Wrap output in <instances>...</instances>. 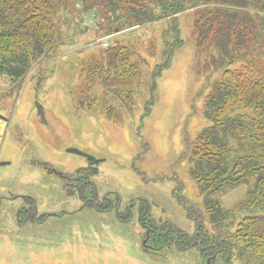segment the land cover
Masks as SVG:
<instances>
[{
  "label": "rangeland",
  "instance_id": "obj_1",
  "mask_svg": "<svg viewBox=\"0 0 264 264\" xmlns=\"http://www.w3.org/2000/svg\"><path fill=\"white\" fill-rule=\"evenodd\" d=\"M62 1L56 42L17 79L0 75V264H252L241 243L216 253L198 242L236 226L254 178L216 196L217 223L187 215L202 197L183 154L209 125L203 103L221 73L217 49L198 44L196 9L178 13L182 41L154 79L168 19L114 32L113 11ZM116 44L140 74L114 76Z\"/></svg>",
  "mask_w": 264,
  "mask_h": 264
},
{
  "label": "trees",
  "instance_id": "obj_2",
  "mask_svg": "<svg viewBox=\"0 0 264 264\" xmlns=\"http://www.w3.org/2000/svg\"><path fill=\"white\" fill-rule=\"evenodd\" d=\"M76 1V6L83 4V12L89 7L102 8L100 14L113 11L115 23L120 21L121 25L114 32L122 31L125 24L132 28L125 32L128 33L168 19L169 30L164 31L170 32L174 41H166V33H162L165 62L158 65L153 78L168 67L173 50L182 41L178 13L191 7L196 9L194 30L199 31L198 44L211 43L217 49V55H212L210 60L221 73L208 89L203 103L202 115L209 125L187 142L188 152L183 154L190 158L189 175L198 184L202 197V204L196 207L191 204L187 215L192 214L194 220L198 217L197 228H202L206 214L210 222L217 223L214 219L227 212L216 196L254 178L253 188L239 207L245 210L242 219L236 226L223 225L226 237L222 233L201 234L199 246L203 251L210 248L216 253L226 247L230 253L241 243L252 264H264V0ZM62 3V0H0V75L5 73L17 79L45 48L56 42L54 17ZM111 48L121 65L114 68L113 74L122 79L130 74L126 66L136 69L137 65L129 63L126 51L131 53V49L126 45L116 44ZM137 74H140L138 68ZM225 219L226 216L222 220ZM157 235L188 237L176 236L172 229ZM167 243L170 245L172 241Z\"/></svg>",
  "mask_w": 264,
  "mask_h": 264
},
{
  "label": "flooded vegetation",
  "instance_id": "obj_3",
  "mask_svg": "<svg viewBox=\"0 0 264 264\" xmlns=\"http://www.w3.org/2000/svg\"><path fill=\"white\" fill-rule=\"evenodd\" d=\"M36 217H37V216H36ZM36 217H35V218H36ZM156 228H157V230H158L159 233H162V234L165 233V232H161V230H160L159 227H156ZM201 241H202V239H200V242H198L199 245H201Z\"/></svg>",
  "mask_w": 264,
  "mask_h": 264
},
{
  "label": "built area",
  "instance_id": "obj_4",
  "mask_svg": "<svg viewBox=\"0 0 264 264\" xmlns=\"http://www.w3.org/2000/svg\"><path fill=\"white\" fill-rule=\"evenodd\" d=\"M105 47H108V41H105L103 44Z\"/></svg>",
  "mask_w": 264,
  "mask_h": 264
}]
</instances>
